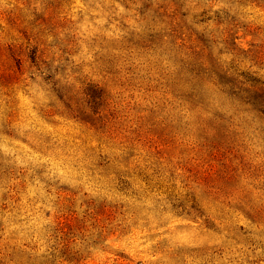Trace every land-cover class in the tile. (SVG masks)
Segmentation results:
<instances>
[{"label": "rangeland", "instance_id": "374dc122", "mask_svg": "<svg viewBox=\"0 0 264 264\" xmlns=\"http://www.w3.org/2000/svg\"><path fill=\"white\" fill-rule=\"evenodd\" d=\"M0 264H264V0H0Z\"/></svg>", "mask_w": 264, "mask_h": 264}]
</instances>
